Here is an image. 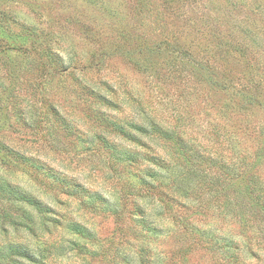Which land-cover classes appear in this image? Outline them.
<instances>
[{"label":"rangeland","instance_id":"1","mask_svg":"<svg viewBox=\"0 0 264 264\" xmlns=\"http://www.w3.org/2000/svg\"><path fill=\"white\" fill-rule=\"evenodd\" d=\"M0 143L34 264H264V0H0Z\"/></svg>","mask_w":264,"mask_h":264},{"label":"trees","instance_id":"2","mask_svg":"<svg viewBox=\"0 0 264 264\" xmlns=\"http://www.w3.org/2000/svg\"><path fill=\"white\" fill-rule=\"evenodd\" d=\"M108 124L114 128L117 129L119 131H124L122 126H120L119 124H116L112 121H107ZM151 126H153V129L155 132L158 133H166V131H162L160 129V126L158 124L152 123ZM137 128V127H136ZM140 129L142 128L141 126L139 127ZM173 134V133H172ZM174 135H176V133H174ZM176 138H178L177 136H175ZM179 140H181V143H183V140L178 138ZM0 150L3 151V154L5 156L10 155L12 156L13 159L16 160V163L26 167V168H32L36 171L40 170V166H37L36 164H33V161H29L28 159H26L23 155H21L20 153H18L17 151L11 149L9 146L4 145L0 143ZM154 161L157 164H164V160L160 159L158 156H153ZM54 179V181L58 182V178L56 176L52 177ZM60 185H64L67 187V190L69 193H73L77 196H85L88 191L86 192V190L83 188L82 184L80 182H77L75 180H67L66 178H62L59 180ZM19 189H17L15 186L9 184V183H5V182H0V197L5 198V199H14L17 201H21V202H26L28 205L32 206L33 208H35L38 212H49L50 208L47 207L46 205L42 204L40 201H38L37 199H35L34 197H30L27 196L24 193H19L18 192ZM101 201L102 202H106V199H104L103 197H101ZM224 201L220 202V204L222 205ZM264 207V203L262 204ZM95 207V206H94ZM255 215V216H254ZM250 214L251 216V224L252 223H256L257 224V220L261 221L260 219H258L257 214ZM5 218V215L3 216ZM249 220L247 217L245 218V220ZM29 220V218H28ZM260 223V222H258ZM29 227V224H25ZM69 229L71 231H75L78 234H82L84 229L79 226L78 224L74 223L72 225H69ZM0 258H6L7 260H10L13 262V264H34L37 263V257L33 255V253L29 252L28 249L24 248L21 245H7L3 248H0ZM16 258V259H15Z\"/></svg>","mask_w":264,"mask_h":264}]
</instances>
